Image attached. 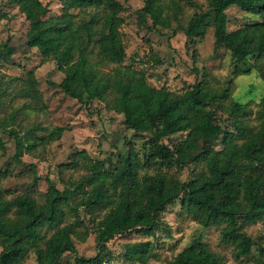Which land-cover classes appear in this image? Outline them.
I'll use <instances>...</instances> for the list:
<instances>
[{"label":"trees","instance_id":"1","mask_svg":"<svg viewBox=\"0 0 264 264\" xmlns=\"http://www.w3.org/2000/svg\"><path fill=\"white\" fill-rule=\"evenodd\" d=\"M28 22L26 43L43 63H55L64 78L62 92L84 107L101 102L124 117L134 138L149 137V149L140 155L131 141L114 164L92 162L89 174L66 181L63 189L48 182L43 200L25 193L13 200L15 218L0 227V264H25L33 254L37 264H61L69 254L75 264H103L108 244L128 233L154 235L166 208L180 203L181 212L203 228L221 229V242L234 248L236 261L252 253L253 239L239 221H264V97L253 112L233 99L229 88H215L208 79L183 94L150 85L144 71L124 62L127 48L121 28L125 11L119 0H59L60 15L50 16L42 0H7ZM191 0H146L138 20L151 29L173 30ZM184 30L189 40H203L214 31L216 49H224L236 63L235 76L253 71L264 82V0H206ZM237 7L259 18L229 30L227 11ZM74 12H83L79 20ZM148 28H150L148 26ZM16 48L0 44V130L16 140V158L59 141L65 128L55 127L38 136L37 129L21 137L14 129L23 113H43L47 106L33 72L6 77L1 69L13 60ZM23 104L15 106L16 101ZM252 118L254 120H252ZM186 135L176 146L164 143ZM33 137V138H30ZM220 141L221 148L216 149ZM6 148L0 139V151ZM191 165L203 166L188 181L170 174ZM8 172L0 173L2 179ZM37 179V178H36ZM73 219L72 222L69 221ZM95 233L98 254L77 255L75 240L85 242ZM151 241L127 246L125 258L148 264L157 259ZM166 264H225L208 245L195 241ZM254 264H264V248Z\"/></svg>","mask_w":264,"mask_h":264},{"label":"rangeland","instance_id":"2","mask_svg":"<svg viewBox=\"0 0 264 264\" xmlns=\"http://www.w3.org/2000/svg\"><path fill=\"white\" fill-rule=\"evenodd\" d=\"M125 7L121 14L124 25L121 34L127 48V59L124 62L144 71L149 83L155 88L166 87L175 94H183L203 78L208 79L215 88H229L233 99L242 105L249 106L255 112L264 97V82L258 73L250 76H235L236 63L231 54L224 49H216L214 31H208L203 40H189L184 32L193 15L199 10H207L206 0H191L195 8L186 2L182 4L183 12L180 23H174L173 30L151 29L139 22L137 12L145 5L146 0H119ZM50 8V16L61 13L59 0H42ZM169 3L170 0H167ZM229 30L238 29L246 24L259 20L256 16L246 14L237 7L228 11ZM77 19H87L85 13L74 12ZM148 26L150 28H148ZM28 22L19 9L7 0H0V44L9 42L16 48L13 60L5 65L1 72L8 77H25L29 72L35 74L39 90L47 109L43 113H23L14 127L21 137H27V130L36 128V135L47 134L46 130L55 127L65 128L62 138L46 148H39L33 154L24 150L20 160L16 158V140L12 135L0 130V139L5 143V150L0 151V173L8 172V178L0 183V227L5 219L15 218L13 200L25 193L42 201L48 190L49 180L63 189L66 181H79L89 174L86 168L88 159L99 161L106 166L114 164L123 149L129 148L131 141L140 155L149 149V137L134 138L133 131L124 124V117L111 112L106 105L95 102L84 107L76 100L66 96L60 89L64 76L55 63H43L36 49L28 48L26 32ZM24 101H16L19 107ZM4 114L0 112V118ZM252 120H254L252 118ZM186 135L174 136L164 141L176 146ZM33 138V137H30ZM220 141L214 145L220 149ZM203 166L191 165L181 171L173 169L170 174L188 181L193 172ZM37 178V179H36ZM72 218L69 220L72 222ZM242 232L253 239L252 253L249 257L236 261L233 257V246L221 242V229L203 228L190 217L181 212L180 203L175 202L162 213L159 227L154 235L128 233L117 236L108 244V252L103 254V264H139L125 258L128 245L136 242L151 241L157 259L148 264H166L174 259L184 248L195 241L208 245L219 254L225 264H254L264 248V221L249 224L239 221ZM85 242L75 240L77 255L93 258L98 254L95 233L90 229ZM1 252V248H0ZM76 255H66L61 264H75ZM25 264H37L33 254Z\"/></svg>","mask_w":264,"mask_h":264}]
</instances>
